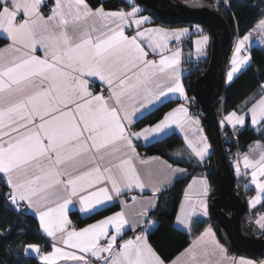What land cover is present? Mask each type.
Returning a JSON list of instances; mask_svg holds the SVG:
<instances>
[{
    "label": "snow or ice",
    "instance_id": "snow-or-ice-1",
    "mask_svg": "<svg viewBox=\"0 0 264 264\" xmlns=\"http://www.w3.org/2000/svg\"><path fill=\"white\" fill-rule=\"evenodd\" d=\"M232 17V0H221ZM143 0H123L109 7L101 0H0V201L18 216L31 212L44 245L23 242L16 264H252L237 260L216 239L211 227L191 240L175 258L150 242L161 198L187 169L160 156H142L137 142L173 129L190 166L210 157L212 143L194 114L193 98L182 80V48L190 28L158 26L144 15ZM257 23L237 33L226 69L231 83L253 62L250 44L264 41V0ZM220 3L216 4V10ZM193 43L204 54L210 36L199 25ZM242 108L225 111L222 128L235 132L249 122L264 131V80ZM183 102L156 121L137 129L157 105ZM251 170L257 195L250 204L264 205V143L234 159ZM130 195L131 204L120 199ZM210 186L193 178L183 191L175 222L191 229L208 215ZM118 201L120 210L77 227L70 213L99 215ZM264 229V215L256 221ZM131 232L129 236L128 233ZM12 229L0 230L6 240ZM264 264V261L261 262Z\"/></svg>",
    "mask_w": 264,
    "mask_h": 264
},
{
    "label": "trees",
    "instance_id": "trees-1",
    "mask_svg": "<svg viewBox=\"0 0 264 264\" xmlns=\"http://www.w3.org/2000/svg\"><path fill=\"white\" fill-rule=\"evenodd\" d=\"M186 3L199 4L198 0H181ZM208 4L213 6V0H205ZM91 3L97 4L101 0H90ZM109 7L113 5H121L123 0H103ZM259 0H233L231 6V12L234 13L235 19L228 12L222 10L229 24L232 27L233 34L236 40L237 33L246 34L248 30L257 23L260 11L259 8L253 7L252 5L258 4ZM143 14L148 15L147 11ZM156 25H163L154 21ZM165 26V25H163ZM182 27H195L191 25H175ZM171 27V26H170ZM204 29V28H203ZM205 33L211 38L210 32L204 29ZM197 36L192 34L188 39L185 40L184 49L186 52L193 54L192 39ZM7 43L6 40L0 38V46ZM209 49L205 52L206 61L195 64L191 67L190 75L185 78L188 94L193 98L194 103L192 105V111L198 110V115L201 114L199 106L193 97V86L196 81L206 70L209 59ZM251 54L253 56V62L250 67L245 69L238 77H236L231 83H228L223 93V106L224 112L231 111L236 108H242L245 102L257 91L256 80L259 78L264 80V48L259 46H253L251 48ZM196 57L191 55L189 57ZM188 58V57H186ZM175 106V103H167L160 108L156 109L152 113L148 114L146 118L141 119L137 123V128L145 126L150 121L154 122L163 112L170 110ZM219 113V112H218ZM201 117V116H200ZM220 117V116H219ZM223 133V128H222ZM225 142V137L223 135ZM238 143L242 151L248 149L252 144L257 141H264V131L258 130L257 128H251L249 125L244 127L241 132L237 134ZM226 153L229 158L231 152L228 147L230 144H226ZM183 146L181 138L177 134H170L162 139L156 140L149 145H144L139 148L140 152L147 156H160L174 165L186 167L190 174L182 179L177 180L172 187L168 188L161 198L162 207L154 218L158 221L155 228L149 233L150 242L159 248H162L164 252L171 258H175L184 248L188 247L191 240L194 239L202 230L207 226V221L199 220L194 223L192 232L187 233L178 229L175 225V211L178 209L179 202L183 197V191L190 183L191 179L195 176H205L210 185L214 186L218 190L215 171L212 168V158L205 161L202 165L196 166L194 163L190 166L188 163L178 160L174 157L173 153L178 148ZM231 147L234 145L231 144ZM232 165V162L230 160ZM234 170V167L232 165ZM235 172V170H234ZM236 174V172H235ZM6 189L0 185V191ZM247 195H250L248 190ZM247 196V198H248ZM119 205L115 204L109 207L106 211L99 213V215H93L91 217H81L78 213L74 212L71 214L72 219L75 221L77 227L86 226L89 223L95 222L96 219L102 218L105 215H111L112 212L119 210ZM264 212V206L260 210ZM247 220V217H244ZM211 223L219 236L218 225L216 221L211 217ZM11 228L12 234L6 240H0V264H16L18 260H23L25 257L21 255V246L23 242L41 244L45 243V238H42L40 232H38V221L37 219L28 214L21 213L19 216L10 210L3 208V202L0 201V230ZM26 264H36L31 258L26 259Z\"/></svg>",
    "mask_w": 264,
    "mask_h": 264
},
{
    "label": "water",
    "instance_id": "water-1",
    "mask_svg": "<svg viewBox=\"0 0 264 264\" xmlns=\"http://www.w3.org/2000/svg\"><path fill=\"white\" fill-rule=\"evenodd\" d=\"M199 4L181 0H143L141 4L153 21L166 26L199 24L211 35L208 65L196 79L193 97L199 109L206 135L213 147L212 168L215 171L217 196L210 201V215L216 221L219 237L235 256L248 259L264 258V238L257 237L244 217L247 200L236 187V176L226 153L218 105L228 83L225 66L230 57L235 36L221 11L198 0ZM139 2V0H138Z\"/></svg>",
    "mask_w": 264,
    "mask_h": 264
},
{
    "label": "crops",
    "instance_id": "crops-1",
    "mask_svg": "<svg viewBox=\"0 0 264 264\" xmlns=\"http://www.w3.org/2000/svg\"><path fill=\"white\" fill-rule=\"evenodd\" d=\"M144 15H146V14H144ZM158 26H163V25H158ZM163 27H169V28H179V27H182V26H176V27H174V26H163ZM186 28H190V30L192 31V33L193 34H195V27H186ZM192 35V34H191ZM191 35H188V36H185L184 38H183V42H182V44L180 45V47L182 48V53H183V55H182V62L184 61V59L186 58V57H189V56H191V55H195L196 57H198V56H202V55H204L205 56V53L204 54H199V53H197L196 52V50H195V46H194V41L196 40V38L198 37V35L197 36H195L193 39H192V47H193V54H190V53H188V52H186L185 51V49H184V46H185V40L186 39H188ZM210 43H211V40H210ZM210 43H209V45L207 46V48H206V52H207V50H208V48H209V46H210ZM253 46H259V47H262V48H264L263 46H261V45H258V43H257V40H255L254 38H253V40H252V42H251V44H250V47L252 48ZM233 51V50H232ZM231 55H232V53H231ZM251 65H252V63H251ZM250 65V66H251ZM249 66V67H250ZM248 68V67H247ZM246 68V69H247ZM243 72V71H242ZM241 72V73H242ZM241 73H239V74H237V76L236 77H238ZM235 77V78H236ZM234 78V79H235ZM182 80H183V83H184V85H185V88H186V91H187V95L189 96V94H188V90H187V86H186V81H185V77H184V75H183V73H182ZM227 81V80H226ZM227 83H229L228 81H227ZM190 97V96H189ZM170 102H173V103H175V106L174 107H176L177 106V104L178 103H181V102H183V101H181V100H179L178 98H177V96H175V95H173V96H171V100L170 101H166L165 102V104H167V103H170ZM165 104H163V105H165ZM163 105H157V107L156 108H153L152 109V112L153 111H155L156 109H158V108H160L161 106H163ZM191 110H192V105H191ZM151 112V113H152ZM193 112V111H192ZM194 113V112H193ZM150 114V113H149ZM194 114H197V113H194ZM148 114H146V116H147ZM199 116V115H198ZM200 117V116H199ZM200 119H201V117H200ZM251 128H256L255 126H252L251 124H250V122H249V124H248ZM201 126L204 128V126H203V124H202V120H201ZM138 129V128H137ZM204 130H205V128H204ZM170 134H177L180 138H181V140H182V142H183V139H182V133H180L179 132V130L178 129H173L172 131H169V132H167L166 134H162V135H160V136H158V137H155V138H152V139H150V141H148V142H145V141H143V140H141V141H139V142H142L144 145H149V144H151L152 142H154V141H156V140H159V139H162V138H164L165 136H168V135H170ZM205 134H206V132H205ZM139 142H137V147H138V143ZM258 143H264V141H257V142H255L254 144H252L248 149H246L245 151H242L241 153H243V152H249V153H251V151H252V149L258 144ZM138 151L140 152V150H139V148H138ZM141 153V152H140ZM141 155L143 156V154L141 153ZM176 159H178V160H181V161H187V159H188V157L187 156H184V157H181V158H178V157H176V156H174ZM162 158V157H161ZM211 158V155H210V157H208L205 161H207V160H209ZM162 159H164V158H162ZM166 160V159H165ZM170 163V162H169ZM174 166H177V165H174ZM179 167H182V166H179ZM183 168H186V167H183ZM187 169V168H186ZM241 170L243 171V172H245V174H246V177H247V186H248V190H249V192H250V195L248 196V198H247V205H248V210L249 211H251V212H254V214L256 215V219H255V221H257L258 219H259V217L261 216V215H264V212L261 214L260 213V210L263 208V206L264 205H260V204H258V205H256V207L255 208H253L252 206H251V204H250V201H251V199L253 198V197H255L256 195H257V190H256V188H255V185L254 184H252L251 183V170H245L244 168H243V166L241 165ZM190 174V171L187 169V175H185L184 177H186V176H188ZM237 174V173H236ZM183 177V178H184ZM200 177H205V176H201V175H198V176H195V177H193V178H200ZM192 178V179H193ZM180 179H182V178H180ZM192 179H191V181H192ZM179 180V179H178ZM177 180H174L173 181V183L171 184V185H169L168 186V188H170V187H172L173 186V184L176 182ZM191 181H190V183H191ZM207 182H208V184H209V186H211L210 185V183H209V181H208V179H207ZM130 195H137V196H140V195H143V196H145V197H147V196H149V195H151V192H150V190H145V192L143 193V194H141V193H139L138 191H136V192H133V193H130L128 196H123V197H121L120 199H123V200H126L129 204H131L132 202H131V200H130ZM211 199L212 198H210L209 196H208V199H207V205H208V215L207 216H203V215H199V220H204V221H207V226L205 227V228H207V227H211L212 229H213V231L215 232V234H216V239L226 248V246L222 243V241H221V239H220V237L218 236V234L216 233V231H215V229H214V227H213V225H212V223H211V215H210V201H211ZM115 204H118L119 205V207H120V204H119V202L118 201H115L114 202V204L113 205H115ZM111 207V206H110ZM119 210H120V208H119ZM118 210V211H119ZM74 212H76V213H78L79 214V216H81V217H86V215H84V214H82V213H80L79 212V210H78V206H77V208L76 209H74L71 213H70V218L72 219V217H71V214L72 213H74ZM28 214H30V215H32V216H34L31 212H27ZM38 221V220H37ZM72 221H74L73 219H72ZM260 228H261V226L258 224V223H256ZM175 225H176V227L178 228V229H180V230H182V231H184V232H187V233H191L192 232V228L189 230V229H186V228H184L183 226H181V225H179L178 223H176L175 222ZM155 228V226L151 229V231L153 230ZM204 228V229H205ZM204 229L202 230V231H204ZM150 231V232H151ZM129 233H131V232H129ZM128 233V234H129ZM41 235L43 236V234L41 233ZM45 239H47L46 237H44ZM227 249V248H226ZM228 250V249H227ZM232 257H235L237 260H239V259H244V260H247V261H251L252 262V264H261V262L262 261H264V258H261V259H248V258H244V257H238V256H235V255H233Z\"/></svg>",
    "mask_w": 264,
    "mask_h": 264
},
{
    "label": "built area",
    "instance_id": "built-area-1",
    "mask_svg": "<svg viewBox=\"0 0 264 264\" xmlns=\"http://www.w3.org/2000/svg\"><path fill=\"white\" fill-rule=\"evenodd\" d=\"M233 1V0H232ZM213 6L216 8V4L220 3V8L219 11L224 10L223 8V4L221 2V0H213ZM231 57V55H230ZM230 57L228 58V61L230 59ZM206 61V56L202 55V56H198V57H188L185 58L184 61L181 64V69H182V73L184 75L185 78H187L190 73H191V67L195 64L198 63H202ZM228 61L226 63L225 66V76H226V69H227V64ZM196 101V100H195ZM193 105V104H192ZM194 113H198V110H193ZM218 112H219V116L220 119L222 117V114L224 113V106H223V96L220 98L219 100V105H218ZM200 113V112H199ZM242 129H237L235 132L231 129V127H227V128H223V135L225 137V143L226 144H230V147H228V149L231 150L230 154H229V160H231L232 165L234 162V159L239 156L241 154V149L238 143V139H237V134L239 132H241ZM231 144L234 145V147H231ZM144 144L142 142L138 143V148L143 147ZM143 156H147V155H143ZM236 176V187L237 189L240 191L241 195L247 200V193H248V184H247V177L245 172H243L242 170H240L239 174H235ZM217 196V190L214 186H210V192H209V197L210 198H214ZM260 213L262 214L263 211H260ZM247 220L246 223L251 227V229L253 230V233L259 237V238H264V229L260 228L255 221V217L256 215L254 214V212L251 211H247L246 215ZM74 224L75 221H73ZM129 236L131 235V233L128 234ZM228 254L230 256H233V254L228 250Z\"/></svg>",
    "mask_w": 264,
    "mask_h": 264
},
{
    "label": "rangeland",
    "instance_id": "rangeland-1",
    "mask_svg": "<svg viewBox=\"0 0 264 264\" xmlns=\"http://www.w3.org/2000/svg\"><path fill=\"white\" fill-rule=\"evenodd\" d=\"M255 40H257V43H258V45H261V46H263L264 47V41H261V40H259V39H256L255 38V36L253 37ZM196 39H198V37L196 38ZM211 40V39H210ZM209 45V44H208ZM193 57V56H192Z\"/></svg>",
    "mask_w": 264,
    "mask_h": 264
}]
</instances>
